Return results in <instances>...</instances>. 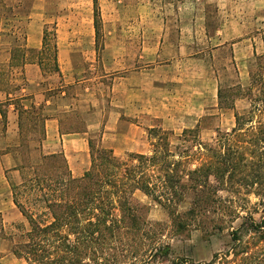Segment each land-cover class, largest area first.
<instances>
[{"label": "rangeland", "instance_id": "374dc122", "mask_svg": "<svg viewBox=\"0 0 264 264\" xmlns=\"http://www.w3.org/2000/svg\"><path fill=\"white\" fill-rule=\"evenodd\" d=\"M97 2L95 33L92 0H0V90L17 96V102L20 94L31 97L35 90H21L25 81L20 59L22 54L28 62L40 58L39 92L46 98L62 94L72 98L74 108L68 116L76 118L78 125L71 129H83L82 116L92 108L100 109L101 129L106 121L120 119V135L109 137V142L121 159L131 152L150 153L149 128L169 132V141L175 145L184 129L198 125L201 140L211 142L217 130L228 131L234 125V110L246 109L248 100L236 97L232 87L248 86L254 52L264 50V0ZM44 27L49 50L40 55L39 50L25 46L24 34ZM9 42L22 49H15L13 64L17 65L12 67ZM54 43L61 45L58 70L51 55ZM218 88L227 104L233 102V108L218 106ZM33 127L23 140L25 168L15 182L16 191H24L16 194L21 203L30 198L26 189L29 166L39 163L30 157L42 135L40 114ZM90 140L94 147L101 146L97 139ZM135 198L148 220L164 224L163 243L170 246L168 256L136 264L203 263L228 247L227 229L205 233L190 227L188 232L174 234L162 206L140 192ZM189 200L187 196L177 209L185 210ZM22 218L0 229V264H25L11 252L12 244L28 228Z\"/></svg>", "mask_w": 264, "mask_h": 264}, {"label": "trees", "instance_id": "16d2710c", "mask_svg": "<svg viewBox=\"0 0 264 264\" xmlns=\"http://www.w3.org/2000/svg\"><path fill=\"white\" fill-rule=\"evenodd\" d=\"M92 5L97 33V0ZM47 39L44 27L40 55L48 53ZM15 49L22 50L11 49L10 67L17 65ZM51 55L58 70L56 43ZM21 56L23 65L28 61ZM253 56L248 86L232 87L248 107L234 110V125L217 130L211 142L201 140L198 125L184 129L175 145L169 132L149 128L150 153L131 152L126 159L89 140L90 164L81 176H72L62 154L44 155L30 165V198L21 203L16 194L24 191L12 185L13 203L28 222L22 239L11 246L13 255L25 264H136L166 257L165 226L144 216L135 198L140 192L167 211L174 234L190 227L228 230L223 252L186 264H264V50ZM37 63L41 67L40 58ZM217 96L220 108L234 107L221 88ZM187 196L189 206L179 211Z\"/></svg>", "mask_w": 264, "mask_h": 264}, {"label": "crops", "instance_id": "0c3cea01", "mask_svg": "<svg viewBox=\"0 0 264 264\" xmlns=\"http://www.w3.org/2000/svg\"><path fill=\"white\" fill-rule=\"evenodd\" d=\"M29 24L32 25V21ZM24 38L28 49H41L42 29L36 32L27 30ZM11 43L9 42L7 46L8 53L13 48ZM60 50L61 45L58 43L57 51ZM21 69L25 81V87L21 90L22 92L29 88L35 90L32 96L20 94L17 102L15 101L17 96L0 90V229L6 224L23 219L12 200V185L22 176V170L25 168L23 140L33 132L39 114L42 135L32 148L34 154L30 158L35 157L40 162L44 155L62 154L72 176H81L89 167L90 139H97L102 147L110 148L114 152L115 145L109 142V137L120 135L119 118L114 117L106 121L104 128L101 129L100 117L97 116L101 114L99 108H92L83 114V129H71L78 125L76 118L68 116V112L74 108L72 98L65 94L56 98H46L39 92L41 68L37 62H26ZM34 108L36 112L32 110ZM37 163L34 161L32 165Z\"/></svg>", "mask_w": 264, "mask_h": 264}]
</instances>
